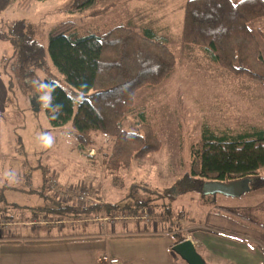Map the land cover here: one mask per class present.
I'll list each match as a JSON object with an SVG mask.
<instances>
[{
	"label": "rangeland",
	"instance_id": "374dc122",
	"mask_svg": "<svg viewBox=\"0 0 264 264\" xmlns=\"http://www.w3.org/2000/svg\"><path fill=\"white\" fill-rule=\"evenodd\" d=\"M75 1H33L26 9L20 6L22 0H10L9 6L0 12V34L10 33L17 20H26L28 33L45 50L43 66L34 68L39 78L34 84L31 76L20 78L18 55L9 42L0 38V208L3 215L14 220L12 234L27 240L46 239L57 236L61 227L78 230L101 225L98 220L102 222L104 217L125 214L130 216L124 223H117L118 227L126 232L131 231V225H137L140 231L147 227L160 234L155 238L162 240L137 245L129 241L140 237H111L112 247L121 256L126 254L119 259L121 264H166L170 253L167 244L186 238V228L194 221L197 224L227 221L257 230L245 218V209L257 216L256 200L264 194V188L258 189L259 192L248 189L237 196H208L180 192L177 182L190 171L192 149L205 136L234 135L264 127V87L211 64L198 47L183 41L189 0L99 1L94 8L110 2L117 6L97 17L89 16L88 9L72 11ZM68 21L76 23L82 32L103 24L132 26L141 31L152 29L176 55V70L165 82L157 87H143L136 93L135 107L154 126L162 146L131 170L110 173L105 168L104 152L112 143L109 138L95 132L92 134L96 139L95 150L83 149L71 121L60 126L51 122L46 80L58 83L75 98V110L81 99L79 92L58 73L49 52L53 28ZM251 28L259 34L264 55V17L252 21ZM139 118L137 114L129 116L124 128L136 131ZM47 139L51 145L44 147ZM260 173L264 175V170ZM51 178L63 191L87 189L94 198L100 195L105 204L116 208L109 214L93 209L68 210V205L73 208L80 204L74 195L64 197L60 190L59 194L57 188H52L48 183ZM103 234L102 229L101 238ZM13 249L9 244L0 247V264H26L23 252ZM63 250L57 255L78 254L75 250L74 254L69 249ZM197 250L205 256L199 246Z\"/></svg>",
	"mask_w": 264,
	"mask_h": 264
},
{
	"label": "trees",
	"instance_id": "16d2710c",
	"mask_svg": "<svg viewBox=\"0 0 264 264\" xmlns=\"http://www.w3.org/2000/svg\"><path fill=\"white\" fill-rule=\"evenodd\" d=\"M33 1L41 0H22L20 6L28 9ZM99 1L109 0H76L71 10L88 9L89 16L97 17L117 6L110 2L94 8ZM9 4L10 0H0V12ZM262 17L264 0H189L182 39L187 45L198 47L211 64L264 87L262 45L259 34L251 28V22ZM0 38L9 42L18 55L20 78L31 76L35 84L39 78L34 68L43 66L45 50L28 33L26 20H17L11 32L0 34ZM49 52L58 73L81 95L75 110V98L58 83L46 80L51 100L48 112L53 125L71 121L83 149L95 150L96 139L92 137L95 132L112 140L110 149L104 152L105 168L110 173L131 170L136 163L160 150L162 142L154 126L135 107L137 91L146 86H160L176 70L174 51L155 31L103 24L82 32L76 23L62 22L50 34ZM134 114L140 116L137 130H126L123 123ZM262 170L264 127L234 135H207L194 145L190 171L178 180L177 186L180 192L203 194L208 182L247 181L250 190L258 191L264 188ZM91 197L74 209L69 205L66 208L93 209L103 214L116 208L105 204L100 195L94 198L91 193ZM184 240L178 238L173 245Z\"/></svg>",
	"mask_w": 264,
	"mask_h": 264
},
{
	"label": "crops",
	"instance_id": "0c3cea01",
	"mask_svg": "<svg viewBox=\"0 0 264 264\" xmlns=\"http://www.w3.org/2000/svg\"><path fill=\"white\" fill-rule=\"evenodd\" d=\"M259 191L261 190H258V192ZM243 194H245V192ZM256 201L259 202L258 205H256L259 206L257 209V216H254V213L248 209H245L247 213L246 216L244 214L242 215L243 217L245 216V218L247 217L248 223L252 224V222H254L264 227V194ZM1 214L0 224L3 230L0 232V243L3 245L0 247L9 244V247L22 251L24 255L22 259L26 264H104L100 262L103 256H109L110 258L118 260L126 256L125 253L121 256L119 254L120 252L112 247L111 237L113 236L119 237L128 235L130 238H132V236L140 237L139 240L129 241L137 245L146 244L148 241L154 242L162 240L155 238L157 237L156 235L160 234H156L151 230L149 231L147 227L140 231L137 230V225H131V231L126 232V230L118 227V225H102V223L101 225L95 223L96 226L94 225L87 228L81 227L78 230L75 227H61L58 235L55 237L27 240L12 234L11 230L14 228V220L8 218L9 216L7 215ZM222 219L226 221V218L223 217ZM193 223L194 224H189L186 228V239H191L196 247L199 246L203 250L205 253L203 258L206 260L207 264L210 262H226L227 264H264V229L253 224L258 228L254 230V227L250 225L245 226L237 223L229 224L227 221L226 223L219 221L218 224L212 222L211 224H197L195 221ZM17 224L19 223L15 222V225ZM102 229L104 230V238L100 237ZM119 242L123 243L122 241ZM40 243L41 245H36ZM172 245L173 243H169L166 247L170 252L166 264H186L185 261L172 251ZM168 247H171V249ZM52 248H57V251H49V249ZM64 248L69 249L72 254H74L73 250H75L78 254L71 257L67 255H57L63 253ZM39 250H43V252L39 253ZM35 253H38V255ZM119 264H121V261Z\"/></svg>",
	"mask_w": 264,
	"mask_h": 264
},
{
	"label": "water",
	"instance_id": "95a60500",
	"mask_svg": "<svg viewBox=\"0 0 264 264\" xmlns=\"http://www.w3.org/2000/svg\"><path fill=\"white\" fill-rule=\"evenodd\" d=\"M249 189L247 181L224 184L218 181L208 182L203 187L204 195L223 194L226 196L241 195ZM172 251L186 264H207L203 256L198 252L191 239H186L172 246Z\"/></svg>",
	"mask_w": 264,
	"mask_h": 264
},
{
	"label": "built area",
	"instance_id": "2783aa9c",
	"mask_svg": "<svg viewBox=\"0 0 264 264\" xmlns=\"http://www.w3.org/2000/svg\"><path fill=\"white\" fill-rule=\"evenodd\" d=\"M49 183L54 187L61 191V194L64 197H69L71 195H74L76 202L79 204L86 203L87 201L91 200V192L87 189H80L76 190L71 193L69 190H62L63 188L59 187L58 183L54 178L49 179ZM130 215L125 214H115L113 216L104 217L103 221H99L98 223H102V225L110 224V225H116L117 223H124L123 221H126ZM0 232H1V225H0ZM101 263L104 264H119V260L115 258H110L109 256H103L100 260Z\"/></svg>",
	"mask_w": 264,
	"mask_h": 264
},
{
	"label": "clouds",
	"instance_id": "9594fccd",
	"mask_svg": "<svg viewBox=\"0 0 264 264\" xmlns=\"http://www.w3.org/2000/svg\"><path fill=\"white\" fill-rule=\"evenodd\" d=\"M51 145V140L47 139L44 141V147H49ZM6 175H11V174H6Z\"/></svg>",
	"mask_w": 264,
	"mask_h": 264
},
{
	"label": "flooded vegetation",
	"instance_id": "af4514ba",
	"mask_svg": "<svg viewBox=\"0 0 264 264\" xmlns=\"http://www.w3.org/2000/svg\"><path fill=\"white\" fill-rule=\"evenodd\" d=\"M210 199H211V197H210Z\"/></svg>",
	"mask_w": 264,
	"mask_h": 264
}]
</instances>
